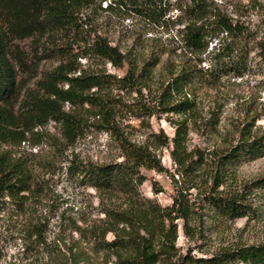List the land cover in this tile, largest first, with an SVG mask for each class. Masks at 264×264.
Masks as SVG:
<instances>
[{"label":"trees","instance_id":"trees-1","mask_svg":"<svg viewBox=\"0 0 264 264\" xmlns=\"http://www.w3.org/2000/svg\"><path fill=\"white\" fill-rule=\"evenodd\" d=\"M96 2L102 9L118 6L154 21L169 7L179 8L183 17L176 21L183 24L178 29L183 57L167 59L157 68V52L139 55L113 43L82 13ZM101 2L0 0V210L12 204L20 214L41 190L36 162L19 149L26 141L52 145L48 164L67 160V172L80 175L99 191L98 218L79 223L67 217L52 238L46 219L31 220L22 232L28 240L24 250L34 248L35 264H264V241L235 243L203 255L191 253V248L179 251L176 219L182 220L185 235L197 238L201 232L191 221L195 202L182 187L169 204L144 195L140 187L145 179L141 167L166 170L157 149L171 144L169 154L178 172L176 177L171 174L174 181L181 177L194 186L198 172L211 164L200 190L217 215L233 219L260 212L261 205L254 201L264 204V173L240 189L218 187L242 159L264 157V129L244 123L228 145L208 153L189 148L186 136L187 121L198 105L197 85L214 83L229 69L240 73L253 48L264 61V37L250 45L245 21L222 12L210 0H113L107 6ZM25 39H31L29 49L21 45ZM203 54L210 58L207 65L201 64ZM44 59L56 63L42 67ZM107 63L123 72L111 71ZM125 113L142 120L158 113L180 118L171 121V137L163 130L151 131L140 141L131 139L121 126ZM49 120L58 124L59 135L43 128ZM89 125L116 139L120 159L93 162L64 154ZM72 232L77 233L75 238Z\"/></svg>","mask_w":264,"mask_h":264},{"label":"rangeland","instance_id":"rangeland-1","mask_svg":"<svg viewBox=\"0 0 264 264\" xmlns=\"http://www.w3.org/2000/svg\"><path fill=\"white\" fill-rule=\"evenodd\" d=\"M210 1L222 12L245 21L249 30L248 37L251 38L250 45H254L256 39L264 37V0ZM110 2L113 3V0H102L101 5L107 6ZM82 13L88 15L91 25L101 34L122 48H131L139 52V55L157 52L160 57L157 68H161L163 61L167 59L179 61L183 57L178 34V29L183 24L176 21L180 16L183 17V11L179 8L169 7L164 15L155 21L134 12L128 14L118 6L109 9L99 8L98 2L92 7L84 8ZM21 45L29 49L31 39L22 40ZM184 56L188 57L189 54ZM202 56L204 57V54ZM90 61L96 66V60ZM81 62L85 64L86 59L81 58ZM244 62L240 73L229 69L223 72L218 81L197 85V109L195 116L192 115L187 121L186 141L189 148L196 147L208 153L209 149L226 146L236 135V129L244 123L251 125L252 129H264V61L257 54V48H253ZM55 63L56 59H44L41 66L50 68ZM209 63L210 58L206 56L201 64ZM106 66L111 71L120 74L123 72L122 68L114 69L109 63ZM68 106L69 104L65 103V108ZM179 118L180 116L176 114L158 113L142 120L141 117L125 113L121 119V126L131 139L143 141L151 131L163 130L171 137L174 131L171 121ZM43 128L59 135L58 124L53 120H49ZM170 145L157 149L166 170L157 171L141 167L145 179L140 187L144 195L156 199L161 204H169L177 188L182 187L187 191L190 200L195 202L194 219L191 221L196 228L201 227V232L197 238L185 235L182 220L176 219L178 223L176 246L179 251L185 252L191 248V253L203 255L235 243L264 241V204H259L258 200H255L254 205L262 207L258 206L260 212L251 217L228 219L217 215L205 203L200 190L204 188L200 183L205 179V173L211 164L198 172L195 179L197 184L194 186L181 177L180 181H174L171 174L174 172L176 177L178 172L169 154ZM53 148L48 143L32 144L29 141L19 146V149L27 152L36 162L41 190L28 200L26 208L20 214L13 210L12 204L0 210V264L9 261L35 264L34 248L24 250L28 240L22 234L24 227L31 220L39 217L46 219L48 238H52L60 221H65L67 217H74L79 223H83L101 215L99 191L84 182L80 175L67 172L65 166L67 160H56L54 164L46 162L52 158ZM118 152L117 141L107 130L89 125L83 128L82 133L68 146L64 154L75 153L83 161L102 162L120 159ZM263 173L264 157L254 160L242 159L231 168L229 178L218 187V190L225 187L230 190L240 189L242 184ZM210 182L211 178L208 177L205 182L206 188ZM72 235L75 238L77 233L72 232ZM110 236V233L107 234V237ZM69 239L70 236L67 237V240Z\"/></svg>","mask_w":264,"mask_h":264}]
</instances>
